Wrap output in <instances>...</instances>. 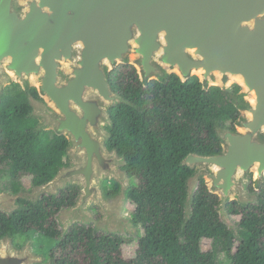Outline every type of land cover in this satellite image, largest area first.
Listing matches in <instances>:
<instances>
[{
    "label": "water",
    "instance_id": "obj_1",
    "mask_svg": "<svg viewBox=\"0 0 264 264\" xmlns=\"http://www.w3.org/2000/svg\"><path fill=\"white\" fill-rule=\"evenodd\" d=\"M120 64L133 65L143 86L169 74L183 82L197 76L204 90L239 86L231 95L239 111L233 128L215 124L220 151L180 161L193 170L184 223L203 178L218 196L220 221L238 237L227 202L257 203L264 183V0H0V101L13 82L35 87L39 98L28 94V101L36 129L68 141V163L30 191L0 192V211L10 214L17 197L36 201L75 184V204L55 214L63 234L74 222L118 232L107 224L123 211L131 179L125 156L105 144L106 126H113L111 106H136L110 84L108 73ZM104 179L120 186L106 201ZM90 204L99 205L101 220H93ZM38 262L28 243L17 250L10 237L0 238V264Z\"/></svg>",
    "mask_w": 264,
    "mask_h": 264
},
{
    "label": "trees",
    "instance_id": "obj_2",
    "mask_svg": "<svg viewBox=\"0 0 264 264\" xmlns=\"http://www.w3.org/2000/svg\"><path fill=\"white\" fill-rule=\"evenodd\" d=\"M108 77L112 88L136 105L120 103L109 108L113 126H106L111 135L105 144L125 156L123 168L131 179L126 196L144 229L132 257L120 260L114 249L108 264H224L218 259L221 253L228 259L226 264H264V183L257 203L227 202L229 216L236 218L238 237L220 221L218 196L208 191L203 178L184 223L185 181L193 170L180 161L190 152L220 151L215 124L233 128L239 111L231 95H237L239 86L204 90L197 76L183 82L175 74L143 86L130 64L118 65ZM28 94L39 98L35 87L23 89L15 82L1 94L0 177L7 179L3 188L17 189L23 180L46 182L68 163L67 139L52 130L36 129L38 119L29 115ZM109 186L114 188L111 194L119 187L113 180ZM249 190L253 191L252 181ZM75 194L62 191L43 196L29 211L0 213V236L39 230L55 238L54 214L62 205L73 203ZM204 241L210 242L207 250L202 247ZM87 251L92 256L97 250L89 244Z\"/></svg>",
    "mask_w": 264,
    "mask_h": 264
},
{
    "label": "flooded vegetation",
    "instance_id": "obj_3",
    "mask_svg": "<svg viewBox=\"0 0 264 264\" xmlns=\"http://www.w3.org/2000/svg\"><path fill=\"white\" fill-rule=\"evenodd\" d=\"M67 164V163H66ZM4 178V177H2ZM4 178L2 181H6ZM113 179H104L101 182L100 188L102 190V196L104 201L109 200L116 196V194L120 190V186L118 190L111 194L114 188L109 186V183ZM106 181L105 186L103 183ZM115 181V180H113ZM47 182V181H46ZM116 182V181H115ZM45 183V182H43ZM42 184V183H40ZM39 184H34L30 180H23L18 188H3V183L0 185V192H8L11 195H16L18 193H24L30 191L33 186H37ZM74 185V187H73ZM119 185V184H118ZM75 191V198L73 203L68 205H62V207H70L75 204V200L79 193V187L75 184H68L65 188H60L57 194H53L55 196L59 195L62 191L69 194L71 191ZM43 196L40 195L36 201H31L26 198L17 197L14 200V206L16 208L10 213L7 214L3 211L0 213H4L6 215H12L17 210L26 209L29 211L33 204L39 201ZM51 196V195H50ZM58 209V211L60 210ZM133 206L131 205L129 199L126 196L125 203L123 205V213L122 215H118L117 219L113 220V222L108 223L109 227L117 230H124V233L118 231L117 233L110 232V230H106L104 228H96L94 222H91L89 225L79 222H74L70 227L66 234H63V229L59 228L58 222L53 219V224L55 226L57 236L55 238L50 239L46 236L42 231L39 230H28L23 235H2L0 238L8 236L11 238L13 246L20 250L27 243L31 246L32 251L35 255L40 256V262L33 264H108L107 260L113 258V250L116 249L117 257L123 260H128L129 258H125L123 256V249L126 247H134L136 249L137 243L140 238L144 235V229L141 223L136 222L133 216ZM89 211L92 214L93 220L99 221L102 218V214L99 210L98 204H90L88 206ZM23 223V222H22ZM28 222H26V226ZM108 227V226H107ZM71 234V235H70ZM70 235V236H69ZM38 236H43L51 241H54L53 245H47V247H40L39 249L35 247V242L39 239ZM90 242V243H89ZM91 244L96 248V254L90 256L87 251V246ZM134 249V251H135ZM134 255V253H133Z\"/></svg>",
    "mask_w": 264,
    "mask_h": 264
},
{
    "label": "rangeland",
    "instance_id": "obj_4",
    "mask_svg": "<svg viewBox=\"0 0 264 264\" xmlns=\"http://www.w3.org/2000/svg\"><path fill=\"white\" fill-rule=\"evenodd\" d=\"M10 85V84H9ZM8 86V85H7ZM21 86V85H20ZM4 178H6V177H4ZM4 178H2V177H0V185H1V183H3V179ZM112 206V208L113 209H115V210H118V209H120L119 208V206H118V203H115L114 205H111ZM122 211L120 212V214H119V216L120 215H122ZM231 217V216H230ZM231 219L235 222V219L236 218H233V217H231ZM118 231H121V230H118ZM38 240L35 242V247H37L38 249L40 248V247H47V245H53L54 243V241H51V240H49V239H47V238H45V237H43V236H38ZM202 247H203V249L204 250H207L209 247H210V242L209 241H204L203 242V244H202ZM134 247H126V248H124L123 249V256L125 257V258H130V257H132L133 256V253H134ZM218 259H219V261L220 262H222V263H224V264H226L227 262H228V259H227V257H226V255L224 254V253H221V254H219V257H218Z\"/></svg>",
    "mask_w": 264,
    "mask_h": 264
}]
</instances>
